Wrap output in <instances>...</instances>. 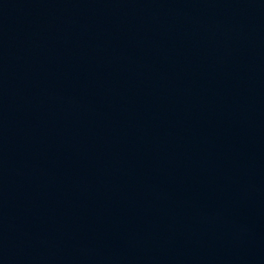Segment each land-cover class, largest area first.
I'll return each instance as SVG.
<instances>
[{
    "label": "water",
    "instance_id": "95a60500",
    "mask_svg": "<svg viewBox=\"0 0 264 264\" xmlns=\"http://www.w3.org/2000/svg\"><path fill=\"white\" fill-rule=\"evenodd\" d=\"M0 264H264V0H0Z\"/></svg>",
    "mask_w": 264,
    "mask_h": 264
}]
</instances>
